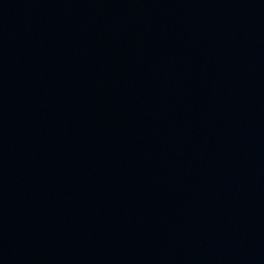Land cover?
Here are the masks:
<instances>
[{
  "label": "water",
  "instance_id": "obj_1",
  "mask_svg": "<svg viewBox=\"0 0 264 264\" xmlns=\"http://www.w3.org/2000/svg\"><path fill=\"white\" fill-rule=\"evenodd\" d=\"M0 264H264V0H0Z\"/></svg>",
  "mask_w": 264,
  "mask_h": 264
}]
</instances>
